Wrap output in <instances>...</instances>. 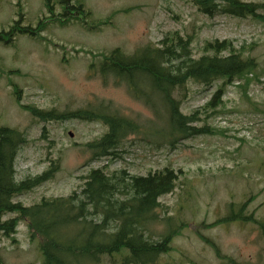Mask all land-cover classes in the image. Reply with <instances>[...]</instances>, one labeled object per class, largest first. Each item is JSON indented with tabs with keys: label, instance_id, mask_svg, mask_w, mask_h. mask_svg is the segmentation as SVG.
<instances>
[{
	"label": "rangeland",
	"instance_id": "obj_1",
	"mask_svg": "<svg viewBox=\"0 0 264 264\" xmlns=\"http://www.w3.org/2000/svg\"><path fill=\"white\" fill-rule=\"evenodd\" d=\"M264 4V0H243ZM53 12H91L88 24L115 14L100 29H87L79 21L50 22L39 36L17 33L0 41V125L24 131L27 141L15 159L16 179L39 174L51 160L59 168L53 178L31 191L14 197L29 206L42 197H55L80 191L82 175L89 169L105 167L107 172L126 169L130 174L170 167L178 173L172 192L159 198V214L172 217L185 226L176 236L174 250L161 257V264H226L199 234L212 240L222 255L240 264H264V232L256 224L230 222L203 227L228 212V204L246 201V212L264 219V71L259 82L248 87V96L237 85L229 86L220 112L210 115L206 104L216 85L188 83L183 113L197 111L198 125L208 123L218 132L180 140L170 146L158 133L163 118L143 102L133 98L124 82L108 77L104 83L98 72V58L76 52L120 48L131 54L147 44H158L169 33L194 34L193 54H202L206 41L230 40L236 47L247 46L258 68L264 69V25L251 18L226 14L206 16L190 0H49ZM127 9H130L127 11ZM264 13V7L259 9ZM22 14L21 25L35 27L48 16L45 0H0V33L7 32ZM92 63H95L92 66ZM19 88V103L15 100ZM177 96V94H176ZM154 99V98H153ZM155 100V99H154ZM156 101V100H155ZM157 102V101H156ZM71 111L88 106L110 105L112 110L136 120L140 133L129 135L113 160H90L85 143L100 137L106 127L99 122L78 119L39 121L20 107ZM158 111L163 107L157 104ZM72 133V136L69 135ZM179 170L181 172H179ZM15 216L6 213L3 218ZM165 223L155 225L157 231ZM15 241L0 234V264H43L38 240H29L25 221H19ZM198 231V232H197ZM199 233V234H198ZM102 264H114L104 258Z\"/></svg>",
	"mask_w": 264,
	"mask_h": 264
},
{
	"label": "trees",
	"instance_id": "obj_2",
	"mask_svg": "<svg viewBox=\"0 0 264 264\" xmlns=\"http://www.w3.org/2000/svg\"><path fill=\"white\" fill-rule=\"evenodd\" d=\"M190 1L198 12L209 17L217 14L249 17L264 25V13L259 11L264 4L243 0ZM46 6L50 13L47 19H40L34 28H30L21 25L20 13L8 34L17 32L39 36L48 22L65 24L70 20L79 21L87 29L97 30L109 24L118 12H125L115 11L105 19L88 24L86 19L91 12L81 6V10L76 9L74 13L62 7L59 14L51 10L48 2ZM193 40V33L183 36L174 31L158 44L147 43L131 54L118 47L95 53L72 48L76 52L91 54L93 58L99 57L97 69L104 83L108 77H113L115 83L124 82L133 98L153 109L158 118H163V127L158 133L170 146H174L183 139L218 132L208 123L198 125L209 115L200 119L197 111L186 114L181 110L188 83L216 85L211 100L206 104L211 110L210 115L214 116L224 105V94L229 86L240 87L243 96L252 102L247 93L248 87L254 81L259 82L264 71L262 67L258 68L253 56L246 54L245 45L236 47L230 40L214 39L206 41L202 54L196 57L191 50ZM14 89L19 100V90ZM158 103L163 107V113H160V109L158 111ZM21 106L39 121L78 119L105 126L106 131L100 137L84 145L91 154L90 160L104 157L115 159L120 154L118 148L122 142L129 135L140 133L136 120L112 110L109 104L71 111ZM26 141L24 131L0 126V234L14 242L18 222L25 221L29 239L38 240L43 264H102L104 258L114 264H161V257L174 250L173 241L181 235L185 223H175L172 217L158 213L161 207L159 198L172 192L176 186L178 173L174 169L164 167L145 175H136L124 168L107 172L104 166L95 167L81 176L83 182L79 192L73 190L64 196L42 197L38 202L26 206L15 202L14 197L50 180L59 168L58 161L51 160L49 166L39 174L17 180L15 159ZM248 200L238 204L229 203L228 212L223 217L202 226L251 222L264 232V219H257L253 213L245 211ZM6 213H15V216L4 219ZM163 222L165 229L157 231L155 225ZM199 236L213 248L221 261L240 264L222 255L212 240L201 234Z\"/></svg>",
	"mask_w": 264,
	"mask_h": 264
},
{
	"label": "water",
	"instance_id": "obj_3",
	"mask_svg": "<svg viewBox=\"0 0 264 264\" xmlns=\"http://www.w3.org/2000/svg\"><path fill=\"white\" fill-rule=\"evenodd\" d=\"M70 136H72V133H69Z\"/></svg>",
	"mask_w": 264,
	"mask_h": 264
}]
</instances>
